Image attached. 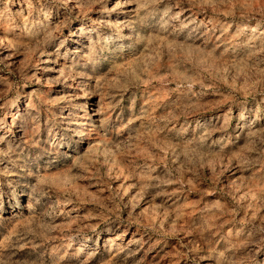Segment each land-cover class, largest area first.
I'll list each match as a JSON object with an SVG mask.
<instances>
[{"label": "rangeland", "instance_id": "obj_1", "mask_svg": "<svg viewBox=\"0 0 264 264\" xmlns=\"http://www.w3.org/2000/svg\"><path fill=\"white\" fill-rule=\"evenodd\" d=\"M0 264H264V0H0Z\"/></svg>", "mask_w": 264, "mask_h": 264}]
</instances>
